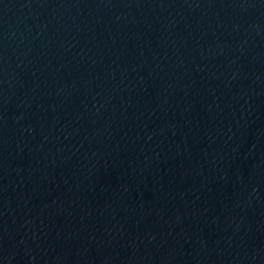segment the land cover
Wrapping results in <instances>:
<instances>
[{
    "label": "water",
    "instance_id": "obj_1",
    "mask_svg": "<svg viewBox=\"0 0 264 264\" xmlns=\"http://www.w3.org/2000/svg\"><path fill=\"white\" fill-rule=\"evenodd\" d=\"M0 264H264V0H0Z\"/></svg>",
    "mask_w": 264,
    "mask_h": 264
}]
</instances>
